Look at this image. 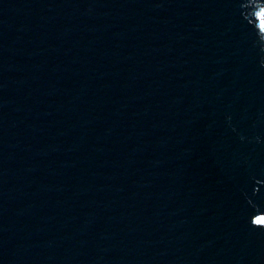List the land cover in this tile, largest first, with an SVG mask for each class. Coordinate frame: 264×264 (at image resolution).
Returning a JSON list of instances; mask_svg holds the SVG:
<instances>
[{
	"label": "water",
	"instance_id": "obj_1",
	"mask_svg": "<svg viewBox=\"0 0 264 264\" xmlns=\"http://www.w3.org/2000/svg\"><path fill=\"white\" fill-rule=\"evenodd\" d=\"M0 264H264V0H0Z\"/></svg>",
	"mask_w": 264,
	"mask_h": 264
}]
</instances>
